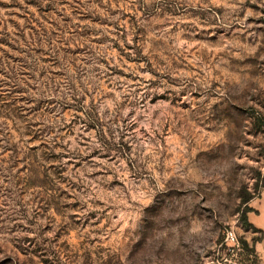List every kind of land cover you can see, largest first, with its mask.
<instances>
[{"label":"rangeland","instance_id":"374dc122","mask_svg":"<svg viewBox=\"0 0 264 264\" xmlns=\"http://www.w3.org/2000/svg\"><path fill=\"white\" fill-rule=\"evenodd\" d=\"M229 227L264 264V0H0V264H219Z\"/></svg>","mask_w":264,"mask_h":264},{"label":"built area","instance_id":"2783aa9c","mask_svg":"<svg viewBox=\"0 0 264 264\" xmlns=\"http://www.w3.org/2000/svg\"><path fill=\"white\" fill-rule=\"evenodd\" d=\"M223 253L219 264H242L238 255L242 250L238 233L232 227L225 229L222 240Z\"/></svg>","mask_w":264,"mask_h":264},{"label":"trees","instance_id":"16d2710c","mask_svg":"<svg viewBox=\"0 0 264 264\" xmlns=\"http://www.w3.org/2000/svg\"><path fill=\"white\" fill-rule=\"evenodd\" d=\"M253 198V195L251 194H247L244 198H243V203H248L251 199ZM249 211V209L244 208L242 210V222L244 224V226L246 227H252L251 224L249 223V221L247 220V212ZM255 231H257L256 229H254ZM253 249V248H252ZM253 251V250H252Z\"/></svg>","mask_w":264,"mask_h":264}]
</instances>
